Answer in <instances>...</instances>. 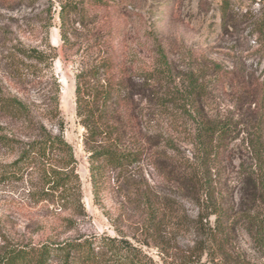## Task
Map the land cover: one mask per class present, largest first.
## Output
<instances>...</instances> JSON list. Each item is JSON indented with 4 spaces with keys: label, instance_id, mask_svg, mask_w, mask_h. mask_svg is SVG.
Returning <instances> with one entry per match:
<instances>
[{
    "label": "trees",
    "instance_id": "trees-1",
    "mask_svg": "<svg viewBox=\"0 0 264 264\" xmlns=\"http://www.w3.org/2000/svg\"><path fill=\"white\" fill-rule=\"evenodd\" d=\"M224 7L226 20L228 8ZM79 12L76 3L61 7L65 43L70 24L84 26L82 20L71 17ZM98 30L93 37L105 48L104 54L77 75L75 89L95 198L99 199L107 175H145L146 167L169 184L179 199L194 204L198 213L189 215L180 201L125 176L134 210L126 222L135 229L134 241L117 230L114 237L10 250L1 256L0 264H159L144 249L156 248L168 256L178 251L182 237L190 238V245L178 264H201L204 258L208 264H254L239 252L242 237L264 258V144L253 146L254 170L226 175V167L235 158L231 143L238 131L230 118L208 111L210 92L204 77L180 76L160 52L153 68L134 79L124 54L111 48L113 34ZM47 51L20 44L15 56H22L23 64L48 68L53 58ZM213 70L215 85L224 86L227 73L217 65ZM237 88L247 98L257 90L244 79ZM52 100L57 113L59 99ZM0 117L18 126L16 130L0 128V146L16 153L14 162L0 164V177L17 180L30 171L54 175V191L40 193L42 201L80 199L77 160L63 135L48 130L22 100L1 93ZM260 128L259 123L255 132L263 137ZM184 146L191 147L188 154Z\"/></svg>",
    "mask_w": 264,
    "mask_h": 264
},
{
    "label": "rangeland",
    "instance_id": "rangeland-1",
    "mask_svg": "<svg viewBox=\"0 0 264 264\" xmlns=\"http://www.w3.org/2000/svg\"><path fill=\"white\" fill-rule=\"evenodd\" d=\"M69 2L80 10L78 16L71 17L82 20L84 26L70 24L69 42L65 43L60 13L62 5ZM98 29L113 34L111 48L124 54L134 79L153 68L160 52L180 76L192 73L204 77L210 92L208 111L230 118L238 131L231 143L235 158L226 167V175H240L257 167L253 146L264 144V0H0V93L22 100L48 130L62 134L73 147L81 193L78 200L42 201L40 193L54 191V175L30 171L17 180L0 177V258L10 250L42 244L114 237L117 230L134 241L135 229L126 222L134 210L127 198L125 176L180 201L189 215L198 213L194 204L179 199L169 184L146 167L145 175H107L99 199L95 198L75 89L77 75L104 54L105 48L93 37ZM20 44L48 50L51 66L23 64L22 56H15ZM215 65L227 73L222 87L215 85ZM243 79L257 89L252 97H245L237 88ZM55 96L59 99L57 113ZM259 123L263 137L255 132ZM0 128L16 130L18 126L0 117ZM183 150L188 154L191 147ZM15 157L16 153L0 146V164H10ZM77 185L71 186L76 189ZM189 239L179 238L178 251L168 256L156 248L144 250L159 264H178L184 260ZM239 246L245 259L264 264L246 237ZM201 264H208L205 258Z\"/></svg>",
    "mask_w": 264,
    "mask_h": 264
}]
</instances>
